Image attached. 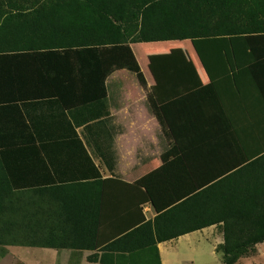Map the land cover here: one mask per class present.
<instances>
[{
  "label": "trees",
  "instance_id": "16d2710c",
  "mask_svg": "<svg viewBox=\"0 0 264 264\" xmlns=\"http://www.w3.org/2000/svg\"><path fill=\"white\" fill-rule=\"evenodd\" d=\"M29 3L62 11L32 14L38 18L31 27L36 33L31 30L30 36L44 37L52 50L61 48L70 58L78 53L86 59V64L70 60V66L57 70L53 79L60 76L67 86L98 85L103 98L107 96V77L116 69H128L143 85L147 84L132 44L190 40L209 70L205 53L210 41L264 40V0ZM44 17L50 20H39ZM173 52L178 70L192 73L180 52L176 48ZM159 87L163 85L155 86L149 94L150 109L157 113L164 132L174 140L180 154L136 182L144 190L145 201L156 208L155 219L144 218L103 245V209L111 180L95 176L50 187H27L30 183L16 180L10 168L13 157L7 151H12L13 143L0 140L2 254L8 246L95 250L88 257L92 262L162 264L160 242L212 225L219 226L223 233L224 241L216 250L221 252L224 264H235L257 252L256 246L264 242V150L257 157L229 163L225 154L237 151L240 145L230 140L229 146L227 138L208 137L230 136L227 124L208 127L192 123L185 104L190 96L168 99L169 93L162 94ZM4 129L0 126V134Z\"/></svg>",
  "mask_w": 264,
  "mask_h": 264
},
{
  "label": "crops",
  "instance_id": "0c3cea01",
  "mask_svg": "<svg viewBox=\"0 0 264 264\" xmlns=\"http://www.w3.org/2000/svg\"><path fill=\"white\" fill-rule=\"evenodd\" d=\"M55 12L62 11L46 6L0 5V126L5 127L0 140L13 143L12 151H7L14 158L10 168L16 180L30 183L27 187H50L95 176L111 180L106 190L100 243L105 245L144 218L155 219L156 208L145 201L144 190L136 182L180 154L174 140L164 132L157 113L150 109L149 94L155 86L163 85L159 91L169 93L168 99L189 95L185 104L192 123L208 127L227 124L230 136L208 137L227 138L229 146L230 140L240 145L237 151L225 154L229 163L261 155L263 39L210 41L205 53L209 70L191 41L185 40L194 48L191 54L192 47L188 48L185 58L193 74L154 69L149 76L142 69L147 83L143 85L135 73L138 81L128 69H116L107 77V96L103 98L98 85L67 86L60 76L53 79L57 70L70 66V60L86 64L82 55L74 53L70 58L61 48L52 50L44 37L30 36L38 18L32 14ZM251 42L252 47L248 46ZM137 44H132L134 52ZM98 54L102 59L100 51ZM140 57H147L145 50ZM219 228L212 225L160 242L162 264H172L171 253L178 244V249L183 245L190 251L200 238L212 241L216 250L224 241L223 233L221 240L217 239ZM175 241L177 244L171 247L170 242ZM263 244L256 246L255 254L235 264H264L260 249ZM47 249L67 254L60 264H102L89 260L95 250Z\"/></svg>",
  "mask_w": 264,
  "mask_h": 264
},
{
  "label": "rangeland",
  "instance_id": "374dc122",
  "mask_svg": "<svg viewBox=\"0 0 264 264\" xmlns=\"http://www.w3.org/2000/svg\"><path fill=\"white\" fill-rule=\"evenodd\" d=\"M30 1L31 0H0V5H12L17 3L18 5L33 6L29 3ZM165 42L167 43L165 44ZM145 43L149 44H147V46L137 44L134 49L140 60L143 71L149 76H151V71L154 69L165 70L167 73L176 72L178 70L173 52L174 48L180 52L184 59L189 55V47H192L190 54L194 52L193 46H190L191 44H189V41L185 40L151 41ZM168 48L172 49L168 51ZM144 50L146 51L147 57L141 59L140 55ZM186 60L187 59H185V61ZM130 73L135 77L136 81H138L135 74L132 72ZM217 231H219L220 236V238L217 237V239L221 240V228L217 229ZM199 236H201V233L196 235L198 238ZM217 241L218 240H216V242ZM176 244V241L170 242L171 247ZM178 246L176 247L177 250L172 251L171 253L172 264H224L221 252H217L214 249V244L210 240L200 238V241L196 243L195 248L190 249V251L185 249L183 245L180 249H178ZM4 249L7 251L5 254H2V248L0 247V264H60L63 256L67 255L64 254V252L58 253L56 250L41 247L8 246ZM260 249L263 251L264 255V244ZM260 259L261 258L258 260ZM62 262H64V260Z\"/></svg>",
  "mask_w": 264,
  "mask_h": 264
}]
</instances>
